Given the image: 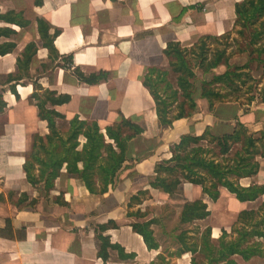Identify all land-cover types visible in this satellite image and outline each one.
<instances>
[{
	"label": "crops",
	"instance_id": "0c3cea01",
	"mask_svg": "<svg viewBox=\"0 0 264 264\" xmlns=\"http://www.w3.org/2000/svg\"><path fill=\"white\" fill-rule=\"evenodd\" d=\"M241 1L0 0V15L14 11L29 21L20 26L0 19V30H13L9 36H0V44H16L12 52L0 55V93L6 103L0 111V228L10 220L15 233L14 238L0 236V264H151L155 260L160 248H148L134 230L137 220L131 215L147 200L141 198L130 206L131 197L139 191H148V197L153 198L156 192L157 202L169 197L151 185L156 163L172 156L170 147L184 134L200 135L208 126L214 134L232 132L239 112L234 102L219 103L211 112L208 101L201 97L208 107L197 102L199 111L193 116L162 127L144 80L150 68L169 67L164 50L170 41L190 47L202 36L234 30L235 8ZM38 19L46 22L51 34L57 32L54 46L59 58L44 46ZM32 42L36 52L26 68L24 50ZM64 56L72 57V62L63 61ZM76 68L85 75L106 73L107 79L88 84L76 76ZM9 75L17 79H7ZM36 84L42 89L36 90ZM43 90L56 97L70 96L68 102L48 105L65 115L67 122L78 115L98 121L105 129L125 117L145 128L130 142L126 166L106 193H90L66 168L49 191L44 182L33 185L28 181L24 162L34 136L49 132L32 99L35 91ZM260 165L259 173L263 171V163ZM252 182L251 178L240 180L244 186ZM221 190V196L213 201L201 185L184 182L180 200L181 208L186 200L207 203L210 215L204 220L210 222L213 239L227 224L233 225L244 209L241 206L230 213L228 204L248 203L237 201L225 188ZM110 221L116 227L99 228ZM23 227L26 237L20 239L18 232ZM98 234L135 256L124 257L118 249L109 248V257L103 260Z\"/></svg>",
	"mask_w": 264,
	"mask_h": 264
},
{
	"label": "trees",
	"instance_id": "16d2710c",
	"mask_svg": "<svg viewBox=\"0 0 264 264\" xmlns=\"http://www.w3.org/2000/svg\"><path fill=\"white\" fill-rule=\"evenodd\" d=\"M41 2L42 0H37V3ZM235 12L234 28H239L237 33L241 38L249 36V44L256 46L255 50L260 58L264 52V46L261 44L264 38V0H242L236 4ZM0 19L20 26L29 24L21 13L14 11L0 15ZM38 28L44 46L56 59L59 58L60 55L54 46L57 32L51 34L42 19H38ZM11 33L13 30H0V36H9ZM228 35L227 32L218 36H202L190 47H183L177 41L167 44L164 53L168 57L170 70L177 75V85L174 86L167 78L169 70L157 67L150 68L144 80V85L155 100L160 126L172 127L176 120L189 118L199 111L196 101L197 69L203 74H209L219 67H226L224 71L214 74L210 80H202L199 86V96L208 101L211 112H215L219 103L251 104L255 100V95L250 96L246 103L241 102L237 95L231 96V92L235 94L236 91H241L238 84L246 80L243 79L245 72L242 71L245 67L236 65L233 69L230 63V43L224 41ZM211 43H216L215 47H212ZM15 46L16 44L11 42L0 44V55L12 52ZM35 52V43H29L24 50L26 68ZM71 58L64 56L62 60L68 63L72 62ZM74 73L88 84L107 79L106 73L85 75L78 68L74 69ZM7 79L17 78L9 75ZM161 82L164 83L163 91H160ZM11 89L17 94L15 86ZM37 89L42 87L36 84ZM32 99L36 100L38 116L47 121L49 132L45 135L37 133L34 136L33 148L26 155L24 162L28 181L33 185L44 182L46 190L49 191L55 186L61 170L66 168L70 177L79 179L90 193H106L126 166L130 142L144 132L145 128L123 117L121 121L102 129L98 121L80 119L76 115L68 121V129L63 131L58 120H65L66 116L48 105L68 102L70 96L56 97L55 93L43 90L35 91ZM262 101L264 102V95ZM5 106L0 93V111ZM170 149L172 156L156 163L155 177L151 182L152 187L161 189L170 196L181 197L184 182L201 185L213 201L221 196L222 188L227 189L239 202L256 201L264 195V184L254 181L244 186L240 183L242 178L253 179L259 174L261 165L257 157L264 158V129L251 132L240 119V115L234 117V129L230 133L214 134L208 126L200 135L195 132L182 135ZM143 194H148V191H139L131 197V201ZM209 215L210 210L203 200H186L181 208L179 221L181 224H187L204 220ZM111 225L116 227V224L110 221L99 228L106 230ZM150 226V220L133 224L134 230L143 236L149 249H159L160 245ZM231 228L234 237L229 235L227 229H222L216 241L212 237L210 225L195 239L187 235V230H183L177 236L179 248L176 256L191 253V264H237L233 258L236 255L245 260L254 256L264 257V203L258 209L239 211L238 218ZM0 236L15 237L10 220L4 228H0ZM25 237L26 227H23L18 232V238ZM98 238L101 241L99 254L103 260L108 259L109 248L118 249L124 257L135 256L125 254L124 249L120 245L112 244L107 236L98 234ZM191 238L192 243L189 241ZM197 253L202 256V260L197 259ZM151 264L172 263L159 253Z\"/></svg>",
	"mask_w": 264,
	"mask_h": 264
},
{
	"label": "rangeland",
	"instance_id": "374dc122",
	"mask_svg": "<svg viewBox=\"0 0 264 264\" xmlns=\"http://www.w3.org/2000/svg\"><path fill=\"white\" fill-rule=\"evenodd\" d=\"M22 15V13H21ZM23 17V15H22ZM24 18V17H23ZM237 29L228 32V38L224 39V41H228L230 43L228 47V53L230 54V63L233 66H244L245 68L242 71L245 72L243 79L246 82L242 83L239 82L238 84L241 88L240 92L232 93L229 89L228 91L231 92V96H239V100L243 103H246L250 96L255 95L256 98L251 104H240V102H235L238 107V112L242 122H244L251 132H256L259 130L264 129V102L262 101V96L264 95V52L258 57V52L255 50L256 46L249 44V36H245L243 38L240 37L237 33ZM223 41V43H224ZM212 44V47H215L216 43ZM261 44L264 46V38L261 41ZM226 69L225 66L219 67L214 71L210 72L209 74H203L202 71L197 69V86L198 90L196 92V101L200 102V105L206 106L207 101L203 99L201 100L199 86L201 81L204 79L210 80L214 74L220 73ZM162 70H169V74L167 78L173 83L174 86L177 84V75L170 70L169 67ZM164 83L161 82L160 84V91H163ZM226 90V88H225ZM226 90V91H227ZM206 104H203L205 103ZM60 121V120H58ZM59 127L61 130L65 131L68 129V122L67 121H60ZM257 159L259 162L263 163V171H261L258 175L253 177L254 181L259 183H264V158L258 156ZM155 197L153 198L151 195L143 194L140 197L133 199L131 201L132 204L134 202L142 201L141 198L146 199L145 205L143 203L142 208H138L139 210H134L131 214L134 217V220H137L138 223L145 222L146 219L151 221V228L154 231L155 239L157 243L160 245V253L169 260L172 264H191V253H185L181 257H177V251L179 248L177 236L183 231L187 230L190 235L195 239L196 237L200 236L206 227L209 225V220H198L195 222L181 224L179 221V215L181 211V197L179 196H169V197H162L160 202L158 201V194L154 192ZM150 197L153 200H150ZM264 203V195L258 198L256 201L248 202L244 205L228 204L229 212L232 213L231 210H238L241 206L244 209H258ZM235 207V208H234ZM143 209V212L140 210ZM227 221L228 217H225ZM232 224L226 226L227 231L231 237H234L232 232ZM224 229V228H222ZM199 233V234H198ZM197 234V235H196ZM221 235V233H220ZM193 239H189L192 243ZM216 241V237L214 238ZM197 259L202 260V256L197 253ZM237 264H264V257L255 256L254 259L250 260H243L241 256H234L233 257ZM157 259V256L155 257ZM139 264V263H138Z\"/></svg>",
	"mask_w": 264,
	"mask_h": 264
}]
</instances>
